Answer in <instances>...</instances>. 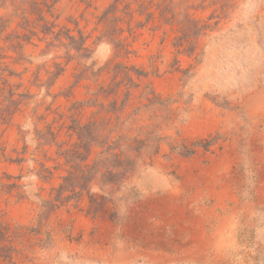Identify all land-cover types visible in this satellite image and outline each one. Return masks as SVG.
<instances>
[{"label":"rangeland","instance_id":"374dc122","mask_svg":"<svg viewBox=\"0 0 264 264\" xmlns=\"http://www.w3.org/2000/svg\"><path fill=\"white\" fill-rule=\"evenodd\" d=\"M0 221V264H264V0H0Z\"/></svg>","mask_w":264,"mask_h":264},{"label":"trees","instance_id":"16d2710c","mask_svg":"<svg viewBox=\"0 0 264 264\" xmlns=\"http://www.w3.org/2000/svg\"><path fill=\"white\" fill-rule=\"evenodd\" d=\"M209 141H211V140H208V142ZM114 143V142H113ZM200 143H202L201 141H197V142H195V144H200ZM116 148V144H115V146H112V144L111 145H109L107 148H106V150L105 151H107V154L110 156H112L113 158H116V159H118V162L119 161H121V163L122 162H124V161H128V157H125V156H123L122 155V152H113V150ZM186 150V152L187 153H190V152H192L191 151V149H189V148H185ZM102 152V151H101ZM104 160V159H103ZM120 163V162H119ZM95 164H96V161L92 164V165H88V164H86V169H84V168H79V169H77V168H75V181H80L81 179H83V178H87V177H89V173L91 172V171H94V166H95ZM117 167H122L121 166V164H118V166ZM96 172H98L97 170L95 171V173ZM118 173H119V171H114L113 172V170H110L109 171V175H114V176H117L118 175ZM93 179V178H92ZM111 191H112V189H111ZM136 195V194H135ZM102 198H104L103 196H102ZM94 205H95V200H93V198H92V196H91V198H90V207L91 208H93L94 207ZM9 229H8V227L2 222V221H0V251L1 250H5V249H8V250H12L11 248H12V246H10V245H6V244H4L3 242H5V241H8V238H9Z\"/></svg>","mask_w":264,"mask_h":264}]
</instances>
